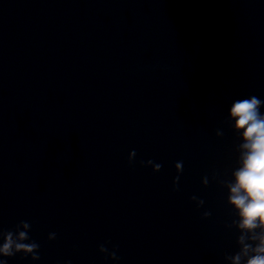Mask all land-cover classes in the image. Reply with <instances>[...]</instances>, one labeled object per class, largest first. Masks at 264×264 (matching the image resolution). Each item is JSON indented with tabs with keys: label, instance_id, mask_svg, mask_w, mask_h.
Returning <instances> with one entry per match:
<instances>
[{
	"label": "water",
	"instance_id": "water-1",
	"mask_svg": "<svg viewBox=\"0 0 264 264\" xmlns=\"http://www.w3.org/2000/svg\"><path fill=\"white\" fill-rule=\"evenodd\" d=\"M251 96L264 0H0V230L39 245L0 259L235 264L264 236L228 199Z\"/></svg>",
	"mask_w": 264,
	"mask_h": 264
},
{
	"label": "clouds",
	"instance_id": "clouds-1",
	"mask_svg": "<svg viewBox=\"0 0 264 264\" xmlns=\"http://www.w3.org/2000/svg\"><path fill=\"white\" fill-rule=\"evenodd\" d=\"M262 104L264 101L251 96L236 100L231 107V116L236 120V128L244 130L245 143L242 147L247 149V152L244 154L243 167L234 173L235 184L230 186L231 195L228 199L239 210L240 227L249 231L264 225V115L260 113ZM133 154H135L134 151ZM131 162L132 160L129 159V163ZM181 165L182 162L176 163V168L179 169ZM156 167L160 170L161 165L156 164ZM176 179L178 181L179 177L177 176ZM209 215L211 213H204L205 217ZM21 223L25 228L30 227L27 222L21 221ZM13 235V231L0 230V236L4 237V243L0 246L3 257H12L23 249L25 256L31 254L33 260L39 259L37 255L39 245L36 242L18 243L13 239ZM19 237L22 240H29L26 232H20ZM49 239H55V233L50 234ZM253 239H259L260 243L254 248L252 244H244L242 251L235 256V264H239L241 255L248 256L250 250L256 254L248 258L247 264H264V255H262L264 254V236H254ZM243 240L242 235L240 242L243 243ZM99 249L103 252L108 251L103 245ZM110 255L117 259L114 251ZM0 264H7V262L0 259Z\"/></svg>",
	"mask_w": 264,
	"mask_h": 264
}]
</instances>
